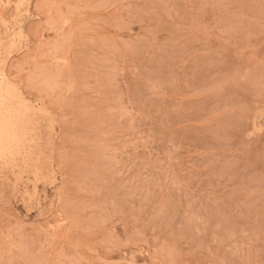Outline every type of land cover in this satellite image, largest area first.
Returning a JSON list of instances; mask_svg holds the SVG:
<instances>
[{"label": "rangeland", "instance_id": "374dc122", "mask_svg": "<svg viewBox=\"0 0 264 264\" xmlns=\"http://www.w3.org/2000/svg\"><path fill=\"white\" fill-rule=\"evenodd\" d=\"M0 98V264H264V0H0Z\"/></svg>", "mask_w": 264, "mask_h": 264}, {"label": "bare ground", "instance_id": "6f19581e", "mask_svg": "<svg viewBox=\"0 0 264 264\" xmlns=\"http://www.w3.org/2000/svg\"><path fill=\"white\" fill-rule=\"evenodd\" d=\"M12 88H13V87H12ZM0 99H1V98H0ZM14 99H15V98H14ZM14 110H16V109H14ZM8 112H9V111H8ZM12 112H13V111H12ZM9 113H10V112H9ZM19 114H20V113H19ZM8 115H9V114H8ZM3 116H5V115H3ZM9 116H10V115H9ZM13 118H14V116H13ZM7 119H9V118H7ZM10 119H12L11 116H10ZM10 119H9L8 121H10ZM14 119H15V118H14ZM6 121H7V120H6ZM6 121H5V122H6ZM5 122L3 121V124H4ZM10 123H11V122H10ZM3 124H2V125H3ZM6 126L8 127V126H9V123H8V125H6ZM4 128H5V125H4ZM4 128H3V129H4ZM6 129H7V128H5V130H6ZM5 130H3V132H5V133H9V132H6ZM5 133H4V134H5ZM10 134H11V133H10ZM0 137H1V135H0ZM13 141L15 142L14 139H13ZM0 142H1V140H0ZM1 144H2V142H1ZM4 148H5V147H4ZM14 148H15V147H14ZM17 149H18V148H17ZM8 150H9V149H8ZM2 151H3V150H2ZM9 151H10V150H9ZM7 152H8V151H7ZM10 153H11V152H10ZM13 153H14V152H13ZM11 154H12V153H11ZM11 154H10V155H11ZM0 155H2L1 152H0ZM11 156L14 157L13 155H11ZM1 158H2V157H1Z\"/></svg>", "mask_w": 264, "mask_h": 264}]
</instances>
